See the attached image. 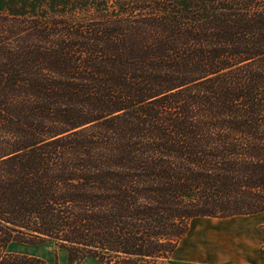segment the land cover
I'll list each match as a JSON object with an SVG mask.
<instances>
[{"label":"trees","instance_id":"16d2710c","mask_svg":"<svg viewBox=\"0 0 264 264\" xmlns=\"http://www.w3.org/2000/svg\"><path fill=\"white\" fill-rule=\"evenodd\" d=\"M47 4L0 13L2 248L180 264L195 219L264 213V0Z\"/></svg>","mask_w":264,"mask_h":264},{"label":"rangeland","instance_id":"374dc122","mask_svg":"<svg viewBox=\"0 0 264 264\" xmlns=\"http://www.w3.org/2000/svg\"><path fill=\"white\" fill-rule=\"evenodd\" d=\"M48 1L50 0H0V13L27 15L39 14L42 13V8L48 6ZM104 1H109V3L112 4L114 0ZM77 7L78 9H81L80 6ZM78 9L76 16H80V18L83 16H92L90 12L83 14L81 10ZM68 13H71V11H68ZM240 219L241 218L231 220L195 219L191 224L190 231L179 245L178 254L195 248L196 244H201L204 247L209 246L215 250H218L221 246L223 248L225 247L227 252L233 256H229V254L226 257L218 258L217 255L214 254L210 256V259H206L207 262L214 263L219 261L222 264H232L247 261V254L249 253L245 252L244 249H246L247 246H250L254 241V221L264 222V213L261 216H250L248 218L243 217V219ZM49 247L53 248L54 245L50 244ZM5 257L1 262L8 263V258ZM17 257L21 258L20 256L10 255L9 262L14 264ZM40 263L41 261L34 259L33 264ZM155 264H167V261H157Z\"/></svg>","mask_w":264,"mask_h":264},{"label":"crops","instance_id":"0c3cea01","mask_svg":"<svg viewBox=\"0 0 264 264\" xmlns=\"http://www.w3.org/2000/svg\"><path fill=\"white\" fill-rule=\"evenodd\" d=\"M262 214L263 213L254 216H261ZM235 218L243 217H234L228 220ZM262 227H264V222L254 221V241L250 244V246H247V248L244 249L245 252L249 253H245L248 255L246 259L247 261L232 264H264V230H262L264 228ZM50 244H53L54 247H49ZM178 253L179 249H177L174 253L173 259L180 264H222L219 261L210 263L207 262L206 259H210V256L214 254H216L218 258L226 257L230 254L227 252L225 247L223 248L220 246L218 250H215L209 246L204 247L201 244H196L195 248L186 250L180 254ZM10 255L20 256L21 258L26 257L28 259H36L41 261L40 264H70L68 252L65 249L57 247L56 244L52 242L35 246L18 243H12L8 245L7 248H2L0 246V264H13L9 262ZM229 256L233 255L230 254ZM4 257L8 258V263L1 262ZM81 264L100 263L95 259H86Z\"/></svg>","mask_w":264,"mask_h":264},{"label":"bare ground","instance_id":"6f19581e","mask_svg":"<svg viewBox=\"0 0 264 264\" xmlns=\"http://www.w3.org/2000/svg\"><path fill=\"white\" fill-rule=\"evenodd\" d=\"M255 217H256V216H255ZM247 218H248V217H247ZM241 219H243V218H241ZM241 219H240V220H241ZM259 220H260V219H259Z\"/></svg>","mask_w":264,"mask_h":264}]
</instances>
